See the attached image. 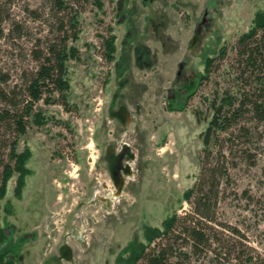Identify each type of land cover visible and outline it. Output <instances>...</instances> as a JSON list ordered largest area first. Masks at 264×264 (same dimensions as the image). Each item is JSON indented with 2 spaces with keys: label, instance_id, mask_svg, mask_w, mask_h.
Here are the masks:
<instances>
[{
  "label": "rangeland",
  "instance_id": "obj_1",
  "mask_svg": "<svg viewBox=\"0 0 264 264\" xmlns=\"http://www.w3.org/2000/svg\"><path fill=\"white\" fill-rule=\"evenodd\" d=\"M101 2V10L93 0L79 7L78 39L70 42L79 57L68 61L71 109L39 105L54 119L32 124L19 142L18 151H30L22 198L14 195L15 173L0 199L1 226L7 221L13 238L23 240L20 264H113L130 242L143 241L145 226L160 227L172 213L189 212L184 193L212 167L227 173L220 177V225L214 228L235 250L264 264V154L231 159L223 140L221 153L215 147L207 158L201 138L208 100L216 88L234 84L227 70L234 45L264 0ZM49 4L6 1L5 33L14 20L25 26L22 37L0 40V66L14 82L35 65L29 56L35 40L51 35ZM108 25L116 36L111 62L102 45ZM222 48L225 57L216 59L209 79L188 98L186 86L204 71L205 57L218 56ZM121 150L126 151L115 179L106 158ZM110 191L118 199H104ZM76 224L87 228V239ZM65 245L71 257L61 261Z\"/></svg>",
  "mask_w": 264,
  "mask_h": 264
},
{
  "label": "trees",
  "instance_id": "obj_2",
  "mask_svg": "<svg viewBox=\"0 0 264 264\" xmlns=\"http://www.w3.org/2000/svg\"><path fill=\"white\" fill-rule=\"evenodd\" d=\"M6 1L0 0V40L8 36L18 39L25 29L22 22L14 20L8 33L2 26L9 19L4 10ZM48 1L52 12L51 35L35 40L29 52L35 65L21 72L19 82L12 81L9 72L0 66V199L5 197L8 180L15 173L14 195L22 198L30 174L26 166L30 151H18L19 142L32 124L41 126L54 119L39 105L58 104L71 109L68 61L79 55L70 42L78 39L79 7L89 0ZM93 3L102 9L101 0ZM31 13L37 16L34 10ZM106 31L107 36L102 39L103 56L111 62L116 52V36L112 26H106ZM234 51L227 66L234 84L223 90L216 88L208 100L210 117L201 132L207 158L215 147L221 153L223 140L228 142L231 159L239 156L254 159L258 151L264 154V8L257 10L250 27L237 38ZM225 55L222 48L218 56L205 57L204 71L194 84L186 86L188 98L202 81L209 79L216 59ZM220 177H227L225 168L205 169L194 187L184 193V200L192 205L190 211L183 215L172 213L160 227L145 226L143 241L130 242L113 264H204L205 259L207 264H257L247 251L235 250L213 226L220 225L215 217ZM12 235L7 221L3 227L0 224V264H20L21 241Z\"/></svg>",
  "mask_w": 264,
  "mask_h": 264
},
{
  "label": "flooded vegetation",
  "instance_id": "obj_3",
  "mask_svg": "<svg viewBox=\"0 0 264 264\" xmlns=\"http://www.w3.org/2000/svg\"><path fill=\"white\" fill-rule=\"evenodd\" d=\"M119 80L121 81V78H119ZM131 86V85H130ZM130 89H132V86L130 87ZM115 97H117V95L115 96L114 95V101L112 102V104L114 105L116 102H115ZM116 106H117V103H116ZM114 114V113H113ZM117 116H119L120 118H122V116L120 115V114H116ZM126 149V148H125ZM125 151L126 150H124V151H119L118 153H115L114 151L111 153V154H109L108 155V158H106L107 159V169L110 171V174L112 173V176H114V178L115 179H117V173L119 172V169H120V167H121V160L124 158V153H125ZM134 163V162H133ZM135 164V163H134ZM128 165L130 166V169H129V171L131 170V171H134V168L133 167H131V164H129L128 163ZM128 166V167H129ZM128 171V172H129ZM127 179L128 180H132V178L130 177V176H128L127 177ZM125 180V179H124ZM121 182L119 181V184H120ZM110 193V195H107V197H105L104 199H106V200H108L109 202H112L113 200H115L114 199V197L112 196V193H114V191H110L109 192ZM112 196V197H111ZM118 196V195H117ZM119 197V196H118ZM118 197L116 198V199H118ZM80 224V223H79ZM76 228H77V230L79 231V234L80 235H82V237H83V240H85V239H87V238H85V236L87 235V236H89L88 235V233H87V228L86 227H81V225H77L76 224V226H75ZM13 232V231H12ZM84 233H87V234H85L84 235ZM79 236V235H78ZM20 241H21V246H22V243H23V240L22 239H20ZM21 246H20V248H21ZM61 253H62V256L61 257H59V260H63V259H65V258H67L66 260H69L70 259V252H69V248H68V246L67 245H65V246H63V249H62V251H61ZM21 258V257H20ZM58 259V258H57ZM58 260V261H59ZM63 261H65V260H63ZM67 262V261H66Z\"/></svg>",
  "mask_w": 264,
  "mask_h": 264
},
{
  "label": "bare ground",
  "instance_id": "obj_4",
  "mask_svg": "<svg viewBox=\"0 0 264 264\" xmlns=\"http://www.w3.org/2000/svg\"><path fill=\"white\" fill-rule=\"evenodd\" d=\"M163 149H164V148L162 147L160 150L162 151ZM163 151H164V150H163ZM112 196L114 197L115 200H116V198L118 197L117 194H116L115 192L112 193ZM112 196H111V197H112Z\"/></svg>",
  "mask_w": 264,
  "mask_h": 264
}]
</instances>
